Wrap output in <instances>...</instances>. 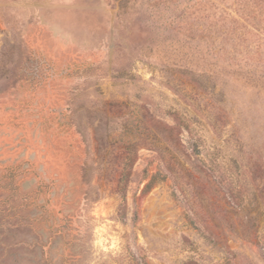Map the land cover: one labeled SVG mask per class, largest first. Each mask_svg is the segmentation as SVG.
Returning a JSON list of instances; mask_svg holds the SVG:
<instances>
[{
	"label": "rangeland",
	"instance_id": "obj_1",
	"mask_svg": "<svg viewBox=\"0 0 264 264\" xmlns=\"http://www.w3.org/2000/svg\"><path fill=\"white\" fill-rule=\"evenodd\" d=\"M0 264H264V0H0Z\"/></svg>",
	"mask_w": 264,
	"mask_h": 264
}]
</instances>
